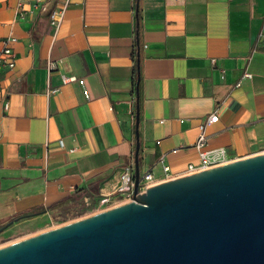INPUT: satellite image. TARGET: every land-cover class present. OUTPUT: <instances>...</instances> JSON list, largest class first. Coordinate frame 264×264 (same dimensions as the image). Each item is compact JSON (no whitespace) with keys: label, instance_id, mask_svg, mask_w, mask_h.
Wrapping results in <instances>:
<instances>
[{"label":"crops","instance_id":"crops-1","mask_svg":"<svg viewBox=\"0 0 264 264\" xmlns=\"http://www.w3.org/2000/svg\"><path fill=\"white\" fill-rule=\"evenodd\" d=\"M5 44L16 59L0 69V224L31 215L0 246L39 232L77 190L94 204L129 200L118 187L134 173L137 77L140 176L186 174L214 111L205 149L264 152V0H69L56 31L35 0H0Z\"/></svg>","mask_w":264,"mask_h":264},{"label":"water","instance_id":"water-1","mask_svg":"<svg viewBox=\"0 0 264 264\" xmlns=\"http://www.w3.org/2000/svg\"><path fill=\"white\" fill-rule=\"evenodd\" d=\"M138 81L131 199L4 244L0 264H264V152L140 190Z\"/></svg>","mask_w":264,"mask_h":264},{"label":"built area","instance_id":"built-area-1","mask_svg":"<svg viewBox=\"0 0 264 264\" xmlns=\"http://www.w3.org/2000/svg\"><path fill=\"white\" fill-rule=\"evenodd\" d=\"M35 2L41 11H48L49 23L54 28V31H56L63 20L65 11L69 5V0H62L58 6L52 8L51 10H48L46 0H35ZM10 40H13V38H10ZM15 59H16V55L13 52L11 46L9 44H5L0 49V69H5V68L12 69L15 65ZM211 61L214 62L215 59L211 58ZM46 66H47V70L51 71L56 68V61L48 60ZM250 75H251L250 72L244 71L235 84L239 85L243 78H248L250 77ZM62 78L64 81H69V80H74L75 76L62 75ZM7 105H8L7 101L4 102V108H6ZM217 119H218V114L215 111L210 112L206 116L205 120L198 124V134L194 143V146L198 149V161L196 163L191 162L187 164V168H186L187 173L206 169L211 166H215L221 163L231 161L228 159L226 150L223 147H216L212 149L204 148L207 139V134L205 133V124L209 122H215ZM58 143L59 146H63V142L61 140H59ZM163 170L167 171L168 166L164 165ZM121 179H122V184L119 185L118 190L124 193L125 196L130 200L133 190V175L129 171H125L122 174ZM155 182L156 181L152 173L147 171L141 176V179L139 181V189L145 190L147 186H150Z\"/></svg>","mask_w":264,"mask_h":264},{"label":"rangeland","instance_id":"rangeland-1","mask_svg":"<svg viewBox=\"0 0 264 264\" xmlns=\"http://www.w3.org/2000/svg\"><path fill=\"white\" fill-rule=\"evenodd\" d=\"M113 205L115 204L111 205L106 202H103L101 204H94L89 201H86L85 199L65 201L59 204L58 206L52 208V210L45 214L40 220V222L37 224V227L33 229V232L40 230L42 231L48 228L61 225L74 219L101 211ZM13 233L15 232H0V243L7 241L6 238Z\"/></svg>","mask_w":264,"mask_h":264},{"label":"trees","instance_id":"trees-1","mask_svg":"<svg viewBox=\"0 0 264 264\" xmlns=\"http://www.w3.org/2000/svg\"><path fill=\"white\" fill-rule=\"evenodd\" d=\"M78 191V192H77ZM75 193H77L78 195L77 196H71L67 201H75V200H79V199H83V196L87 195L86 193H84L85 191L84 190H77ZM84 191V192H83ZM22 215H25V214H22ZM21 216V215H19ZM21 219V218H20ZM1 225V224H0Z\"/></svg>","mask_w":264,"mask_h":264}]
</instances>
